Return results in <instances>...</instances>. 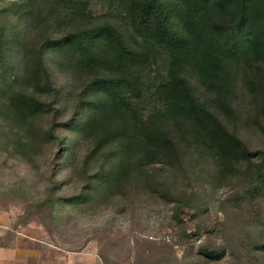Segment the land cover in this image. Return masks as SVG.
<instances>
[{
	"label": "rangeland",
	"instance_id": "rangeland-1",
	"mask_svg": "<svg viewBox=\"0 0 264 264\" xmlns=\"http://www.w3.org/2000/svg\"><path fill=\"white\" fill-rule=\"evenodd\" d=\"M134 12L121 0H0V264H264V60L236 71L232 112L185 73L249 150L221 161L163 117L155 86L167 59L134 32ZM105 24L148 55L134 109L175 145L129 166L117 116L87 105L89 83L109 74L71 69L45 44ZM17 91L32 100L24 115L6 109Z\"/></svg>",
	"mask_w": 264,
	"mask_h": 264
},
{
	"label": "trees",
	"instance_id": "trees-1",
	"mask_svg": "<svg viewBox=\"0 0 264 264\" xmlns=\"http://www.w3.org/2000/svg\"><path fill=\"white\" fill-rule=\"evenodd\" d=\"M121 2L135 7L131 20L134 32L146 46L161 49L166 56L167 73L155 86L163 117L184 125L195 142L215 149L221 161L249 158L248 148L200 100L185 73L192 70L218 109L232 112L230 96L236 71L254 60H264V0H176L170 5L164 0ZM173 4L178 10L174 16L169 10ZM45 44L71 69L97 68L109 74L89 83L86 89L92 92L93 100L87 105L94 102L100 113L110 111L117 116L112 129L122 139L128 166L131 155L146 159L163 144L175 149L166 134L148 127L134 109L140 69L148 61L143 49L129 44L109 24L82 28L47 39ZM36 60L39 70L46 73L39 53ZM31 102L27 95L13 92L6 109L24 115Z\"/></svg>",
	"mask_w": 264,
	"mask_h": 264
},
{
	"label": "crops",
	"instance_id": "crops-1",
	"mask_svg": "<svg viewBox=\"0 0 264 264\" xmlns=\"http://www.w3.org/2000/svg\"><path fill=\"white\" fill-rule=\"evenodd\" d=\"M1 248V247H0ZM10 258V256H5V257H1V255H0V262H2V261H6L7 259H9Z\"/></svg>",
	"mask_w": 264,
	"mask_h": 264
}]
</instances>
